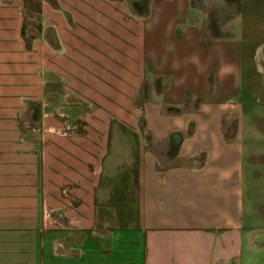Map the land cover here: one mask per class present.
<instances>
[{"label": "crops", "instance_id": "crops-1", "mask_svg": "<svg viewBox=\"0 0 264 264\" xmlns=\"http://www.w3.org/2000/svg\"><path fill=\"white\" fill-rule=\"evenodd\" d=\"M136 2L0 0V264L264 252V0Z\"/></svg>", "mask_w": 264, "mask_h": 264}, {"label": "rangeland", "instance_id": "rangeland-1", "mask_svg": "<svg viewBox=\"0 0 264 264\" xmlns=\"http://www.w3.org/2000/svg\"><path fill=\"white\" fill-rule=\"evenodd\" d=\"M195 3L198 8L204 7L208 10V22L216 21L217 24H221L236 13L237 0H195ZM255 264H264V252Z\"/></svg>", "mask_w": 264, "mask_h": 264}, {"label": "trees", "instance_id": "trees-1", "mask_svg": "<svg viewBox=\"0 0 264 264\" xmlns=\"http://www.w3.org/2000/svg\"><path fill=\"white\" fill-rule=\"evenodd\" d=\"M146 3V0L142 1V0H137V2L135 3V5L138 7V8H141V6L143 4ZM146 14V13H145ZM181 141V135L180 134H174L171 136L170 138V147H169V154L173 155L175 154L176 152V149L179 145Z\"/></svg>", "mask_w": 264, "mask_h": 264}]
</instances>
